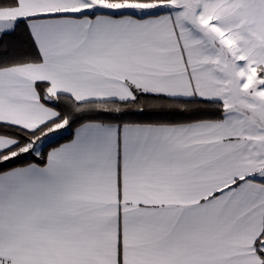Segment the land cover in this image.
I'll return each instance as SVG.
<instances>
[{
  "label": "snow or ice",
  "instance_id": "1",
  "mask_svg": "<svg viewBox=\"0 0 264 264\" xmlns=\"http://www.w3.org/2000/svg\"><path fill=\"white\" fill-rule=\"evenodd\" d=\"M0 264H264V0H0Z\"/></svg>",
  "mask_w": 264,
  "mask_h": 264
},
{
  "label": "trees",
  "instance_id": "2",
  "mask_svg": "<svg viewBox=\"0 0 264 264\" xmlns=\"http://www.w3.org/2000/svg\"><path fill=\"white\" fill-rule=\"evenodd\" d=\"M61 142H63V141H61Z\"/></svg>",
  "mask_w": 264,
  "mask_h": 264
}]
</instances>
